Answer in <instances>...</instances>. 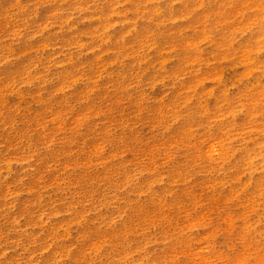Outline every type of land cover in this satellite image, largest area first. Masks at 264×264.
<instances>
[{"label":"rangeland","instance_id":"obj_1","mask_svg":"<svg viewBox=\"0 0 264 264\" xmlns=\"http://www.w3.org/2000/svg\"><path fill=\"white\" fill-rule=\"evenodd\" d=\"M261 26L264 0H0V264H264Z\"/></svg>","mask_w":264,"mask_h":264},{"label":"bare ground","instance_id":"obj_2","mask_svg":"<svg viewBox=\"0 0 264 264\" xmlns=\"http://www.w3.org/2000/svg\"><path fill=\"white\" fill-rule=\"evenodd\" d=\"M261 28L262 29H264V26H261ZM239 45V44H238ZM237 45V43L236 42H231V43H229V46L227 47V48H225L226 50H227V53H229V52H231L232 53V55H234L235 53H237V51H238V49H239V46ZM121 47H123V46H120V48ZM254 59H258L259 58V55L257 54V53H255L254 54ZM242 59H243V57H242ZM253 61V60H252ZM213 70V69H212ZM211 70V71H212ZM193 90V89H192ZM249 91H251V92H253L252 91V89H249ZM208 94V95H207ZM207 94H205V95H203V96H199L198 98H196V104H197V107H193V108H189V109H187V114H186V119H185V117H184V120H182L181 122H180V120L178 121V123L176 122L174 125L172 124L171 126H169V127H166L165 128V130H166V133L167 134H170V132L173 130V131H175L176 129L178 130V129H180L185 123L187 124V125H189V126H193V125H195L196 124V122H194L195 120H193V121H191L193 118H195L196 116H197V114H199V112L202 110V106H203V103L204 102H206V98L207 97H213V99H214V96L213 95H209V93H207ZM240 94H242L243 95V93H239L238 95H237V97H240L241 95ZM255 94V93H254ZM245 96H247V95H245ZM228 97H226V95L224 94V93H220V94H218L217 96H216V98H215V100L217 101V102H220V101H224L225 99H227ZM227 101V100H226ZM253 108L254 107H252V110H253ZM248 111H251V109H249ZM250 115V114H249ZM249 117V116H248ZM245 118H247V117H244V119ZM249 119V118H248ZM180 122V123H179ZM176 130V131H177ZM191 133H188V134H186V133H184V132H182V131H179L178 133H177V135H174L173 137H168V142L172 145V146H178L177 145V143L176 142H179V143H183V142H181V141H183L185 138H188V140L190 139L189 137H191V135H190ZM158 137V138H157ZM155 139L156 140H158L159 139V134L158 135H156L155 136ZM180 140V141H179ZM191 141V140H190ZM190 141H188V142H190ZM164 142H166L165 140H164V137H163V140H162V143H164ZM181 147H184V151H183V153H185L186 154V159H185V162L187 163L188 162V164H186V165H181L182 166V170H185L186 171V173H185V177H187L188 175H190V172H191V174H192V172H193V168H192V166H190V164L193 162V158H192V155H193V153H192V151H191V149L187 146V145H182ZM167 154H169V149H165L164 151H161L160 152V156H163V158H167ZM226 158L227 157H223L222 158V165L224 164V161H226ZM219 168H221V167H219ZM166 173H167V176H168V181L169 182H171V179L172 178H174L175 179V177H177V176H179L180 175V172L176 169V168H174V167H168L167 168V170H166ZM182 187H185V184H183L182 185ZM201 198V197H200ZM181 201V199L180 198H177V202H180ZM220 202H225V200H222V199H219V200H217V203H220ZM175 210H177V209H175Z\"/></svg>","mask_w":264,"mask_h":264}]
</instances>
